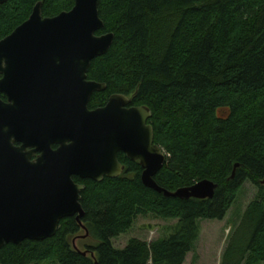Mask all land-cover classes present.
Wrapping results in <instances>:
<instances>
[{"label":"trees","instance_id":"1","mask_svg":"<svg viewBox=\"0 0 264 264\" xmlns=\"http://www.w3.org/2000/svg\"><path fill=\"white\" fill-rule=\"evenodd\" d=\"M37 3L43 18L74 5L7 0L0 6V41ZM98 12L104 27L96 35L114 39L87 72L88 81L105 85L88 108L103 107L112 95L147 108L154 144L166 155L156 184L175 192L208 180L217 186L214 197L165 198L144 188L140 165L119 153L124 172L118 178L95 183L73 177L85 187L81 223L98 242L86 248L87 256L70 244L82 230L67 218L50 239L5 245L0 264H183L199 238V222L224 220L246 183L257 195L235 229L241 240L229 239L221 264H264V0H100ZM148 214L177 223L164 239H131L116 250L112 240Z\"/></svg>","mask_w":264,"mask_h":264},{"label":"water","instance_id":"2","mask_svg":"<svg viewBox=\"0 0 264 264\" xmlns=\"http://www.w3.org/2000/svg\"><path fill=\"white\" fill-rule=\"evenodd\" d=\"M99 1L73 0L70 11L53 18H43L37 3L28 20L0 41V95L6 98L0 99V250L50 239L67 218L88 237L81 223L85 187L73 177L95 183L118 178L124 172L119 153L140 165L144 188L165 198L214 197L217 186L208 180L175 192L156 184L166 155L154 144L147 108H127L131 99L122 95L88 108L105 85L88 81L87 72L114 39L96 35L104 27Z\"/></svg>","mask_w":264,"mask_h":264},{"label":"rangeland","instance_id":"3","mask_svg":"<svg viewBox=\"0 0 264 264\" xmlns=\"http://www.w3.org/2000/svg\"><path fill=\"white\" fill-rule=\"evenodd\" d=\"M256 195L257 189L246 183L238 193L234 206L229 210L224 220L200 221L199 238L183 264H221L229 239L233 240L232 244H237L241 240V233H236L235 229L238 227L248 205L255 200ZM176 223V221L159 219L151 214L138 216L132 228L126 234L112 240V245L116 250H122L131 239L150 244L166 238ZM69 242L82 253L87 252V247H94L98 244L89 235L85 237L83 231L71 237ZM40 264L58 263L45 261Z\"/></svg>","mask_w":264,"mask_h":264},{"label":"flooded vegetation","instance_id":"4","mask_svg":"<svg viewBox=\"0 0 264 264\" xmlns=\"http://www.w3.org/2000/svg\"><path fill=\"white\" fill-rule=\"evenodd\" d=\"M0 79H1V76H0ZM6 99V98H5ZM3 101V100H2ZM131 107H133V106H129V107H127V108H131ZM98 108H101V107H98ZM57 147L56 146H53V149H56Z\"/></svg>","mask_w":264,"mask_h":264}]
</instances>
